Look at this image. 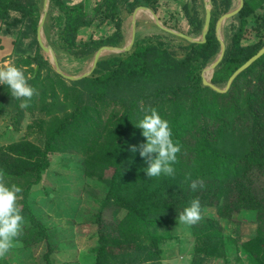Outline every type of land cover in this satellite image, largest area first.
<instances>
[{
  "label": "trees",
  "instance_id": "16d2710c",
  "mask_svg": "<svg viewBox=\"0 0 264 264\" xmlns=\"http://www.w3.org/2000/svg\"><path fill=\"white\" fill-rule=\"evenodd\" d=\"M159 1L99 0L89 14L83 2L49 0L43 33L57 56L83 62L102 46L124 45L123 13L129 15L139 6L157 13ZM210 2L204 42H189L152 24L157 33L135 34L129 50L101 56L88 76L70 81L53 71L36 41L43 0H0L1 33L11 35L21 28L18 39L32 36L33 54L15 42L14 46L16 54L24 53L25 66L36 65L32 76L24 74L34 89L27 106L21 107L24 98H12L7 86H0L2 103L13 104L17 123L24 110L47 113L54 105L58 108L53 101L62 95L58 109L62 115L38 125L40 132L45 131L42 146L29 140L0 146V184L20 188L16 202L22 222L29 224L11 241L27 245L47 239L30 208V188L48 169L50 154L70 151L83 157L88 178L101 180L110 173L99 212L124 211L111 224L98 217L94 264H161L157 230L177 219L193 199L200 202V219L190 224L195 238L193 264L225 255L220 220L242 210L255 212L258 227L255 236L242 243L241 252L249 264H264V54L235 77L226 92L203 85L202 70L220 51L216 21L234 3ZM263 6L264 0H243L242 8L229 18L235 23L224 25V53L210 78L215 86L223 88L232 73L264 46L259 37L264 16L256 28L258 39L242 45L248 20H256V10ZM138 13L153 17L147 10ZM180 16L188 25L185 34L200 36L204 0L181 2ZM97 18L110 24L112 32L78 42L79 30ZM43 69L49 71L45 78L40 76ZM147 108H155L168 121L179 145L171 175L148 177L144 172L155 154L140 156L145 138L135 125ZM192 182L197 184L195 190ZM208 208H214L215 216L207 215Z\"/></svg>",
  "mask_w": 264,
  "mask_h": 264
},
{
  "label": "rangeland",
  "instance_id": "374dc122",
  "mask_svg": "<svg viewBox=\"0 0 264 264\" xmlns=\"http://www.w3.org/2000/svg\"><path fill=\"white\" fill-rule=\"evenodd\" d=\"M98 1L72 0L71 3L83 2L87 13L91 14ZM184 1L188 0H160V7L155 13L163 26L169 29L177 28V30H172L183 34L188 31L186 21L180 16L181 2ZM233 2L232 9L237 7L238 0H233ZM138 11L134 9L129 15L122 14L124 44L131 38L133 14H135V34L145 36L158 32L152 26L153 18L145 15L138 16ZM256 13V20H254L255 17L248 20V33L242 45L254 43L258 39L256 28L260 27L262 20L259 17L264 16V6L257 9ZM11 16L17 17V14L11 13ZM100 22L97 18L90 27L81 28L77 34V41H85L90 37L98 39L112 32L113 27L110 24ZM232 22V19L224 22L221 29L222 37L224 25L229 27ZM3 28L4 25H2ZM18 29L21 28L14 29L11 35L0 31V67H7L10 63L30 77L36 65L33 63L25 66L26 64L22 62L25 55L24 53L16 54L18 51L15 52L14 42L18 48L27 50L29 54L34 53L35 44L32 36L18 39ZM259 37L264 40V29ZM193 38L198 39L199 36ZM44 43L49 45L45 35ZM43 53L50 60V56ZM109 53L111 52H103L102 56ZM55 56L59 69L67 75L76 76L91 69L93 58L77 62L66 59L61 54L57 56L55 53ZM49 63L54 71L50 61ZM48 74L49 71L43 69L40 76L45 78ZM69 84V82L66 83V85ZM58 96L59 99L62 98L61 93ZM59 99L53 101L58 108L54 105L47 113L45 110L33 113L24 110V114L17 123L15 120L17 114L13 110V104H8L5 100L2 103L0 99V146L20 140H29L42 146L45 131L40 132L38 125L41 124V120L48 122L52 117L62 115L59 111L62 108L60 107L62 102ZM47 101L52 100L47 98ZM42 127H45V124ZM109 174L106 172L101 180L90 179L85 176L81 155L70 151L50 154L49 167L42 173L41 180L30 188L28 199L33 214L44 227L48 237L46 240L27 245L20 241H11L8 250L0 255V264H94L93 249L97 241L96 221L98 217H101L105 224H111L115 219L120 220L124 216V211L113 215L111 208L99 212ZM207 215L215 216L214 208H208ZM28 226V223L22 222L19 232ZM219 227L225 241L226 253L223 257L206 259L201 264H249L248 257L241 252V245L256 234L258 221L255 212L242 210L228 220H220ZM156 237H158V247L161 251V264H193L195 238L189 224L181 223L178 218L174 219L160 226Z\"/></svg>",
  "mask_w": 264,
  "mask_h": 264
},
{
  "label": "clouds",
  "instance_id": "9594fccd",
  "mask_svg": "<svg viewBox=\"0 0 264 264\" xmlns=\"http://www.w3.org/2000/svg\"><path fill=\"white\" fill-rule=\"evenodd\" d=\"M0 86H7L12 98H24L21 100V107L27 106L34 92L20 68L10 63L7 67H0ZM135 127L141 129V135L145 138L140 156L155 154V159L144 169L146 175L148 177L171 175L179 145L173 141L168 121L162 119L155 108H147ZM190 187L195 190L196 182H192ZM19 192L20 188L15 185L9 187L0 184V255L8 250L12 238L21 228L23 217L16 202ZM178 219L181 223L189 225L198 221L200 219L199 200L193 199L179 214Z\"/></svg>",
  "mask_w": 264,
  "mask_h": 264
},
{
  "label": "water",
  "instance_id": "95a60500",
  "mask_svg": "<svg viewBox=\"0 0 264 264\" xmlns=\"http://www.w3.org/2000/svg\"><path fill=\"white\" fill-rule=\"evenodd\" d=\"M48 3L49 0H43V7H42V12L40 15V19L37 25V31H36V36H37V43L39 44L41 50L45 53H47L50 56V62L54 68V71L56 73H58L60 76H62L65 79H69V80H78L81 79L83 77L88 76L93 69L96 66L97 60L103 55V52H111V53H120V52H124L129 50V48L131 47L133 41H134V37H135V31H134V18H135V14H133L132 17V32H131V38L129 40V42L125 43L122 47L118 48V47H110V46H102L100 47L93 55V60H92V65H91V69L89 71H86L85 73H82L80 75H76V76H71V75H67L65 73H63L57 64L56 61V56L55 53L52 49V47L50 45H45L44 43V34H43V24H44V20L46 17V13L48 10ZM243 5V0H238V5L237 7H235L234 9L229 10L228 12L224 13L223 15H221L218 20L216 21L215 24V33L217 36V39L219 40L220 43V51L217 55V57L212 61V63H210L207 67H205L202 70L201 73V78H202V83L205 86L210 87L211 89H213L216 92L219 93H224L228 90V88L230 87L232 81L235 79V77H237L241 72H243L248 66H250L256 59H258L260 56H262L264 54V46L259 49L252 57H250L245 63H243L240 67H238L233 73L232 75L229 77V79L227 80L226 85L223 88L217 87L214 84H212L210 82V78L212 76L213 73V69L215 68V66L220 62V60L222 59L223 53H224V49H225V45H224V41H223V37H222V33H221V29L222 26L224 24V22L226 20H228L229 18L233 17L236 13H238V11L242 8ZM204 6H205V18H204V24L202 27V31L201 34L199 36L198 39H195L193 37H190L186 34L180 33V32H176L172 29H169L165 26H163V24L159 21V19L157 18V16L155 15V13L153 11H151L150 9H148L147 7L144 6H139L137 8H135L136 11L138 10H147L150 11L153 14V20H154V24L159 27L160 29L175 34L178 37H181L189 42H198V43H202L205 41V36L207 34L208 28H209V22H210V10H211V2L210 0H204ZM209 71V76L206 77L205 72Z\"/></svg>",
  "mask_w": 264,
  "mask_h": 264
},
{
  "label": "bare ground",
  "instance_id": "6f19581e",
  "mask_svg": "<svg viewBox=\"0 0 264 264\" xmlns=\"http://www.w3.org/2000/svg\"><path fill=\"white\" fill-rule=\"evenodd\" d=\"M140 14L138 13V16H139ZM205 75H206V77H208L209 76V71H206L205 72Z\"/></svg>",
  "mask_w": 264,
  "mask_h": 264
},
{
  "label": "crops",
  "instance_id": "0c3cea01",
  "mask_svg": "<svg viewBox=\"0 0 264 264\" xmlns=\"http://www.w3.org/2000/svg\"><path fill=\"white\" fill-rule=\"evenodd\" d=\"M140 16V15H139ZM148 17V16H147ZM150 18V17H149Z\"/></svg>",
  "mask_w": 264,
  "mask_h": 264
}]
</instances>
